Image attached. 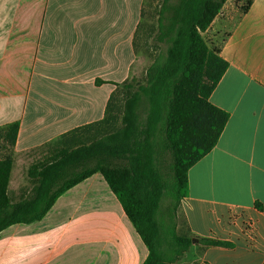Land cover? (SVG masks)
<instances>
[{
    "label": "crops",
    "instance_id": "crops-1",
    "mask_svg": "<svg viewBox=\"0 0 264 264\" xmlns=\"http://www.w3.org/2000/svg\"><path fill=\"white\" fill-rule=\"evenodd\" d=\"M144 1L0 0V134L19 122L13 148L0 137V159L14 160L11 205L34 198L29 170L56 152L48 145L103 120L132 77ZM222 11L208 31L223 33L217 45L229 66L210 101L229 120L188 172L181 212L192 246L179 264H264V0L235 21ZM148 255L100 172L41 220L0 232V264H144Z\"/></svg>",
    "mask_w": 264,
    "mask_h": 264
},
{
    "label": "trees",
    "instance_id": "trees-1",
    "mask_svg": "<svg viewBox=\"0 0 264 264\" xmlns=\"http://www.w3.org/2000/svg\"><path fill=\"white\" fill-rule=\"evenodd\" d=\"M253 1L246 0L242 14L248 12ZM226 2L180 0L170 35L164 33L161 16L159 37L166 40V54H159L149 68L146 83L126 95L120 125L116 127L111 116L116 91L103 120L63 135L57 140L61 146L56 152L30 168L29 175L36 182L35 196L30 201L11 205L7 188L14 162L12 153L0 159V232L13 224L41 220L65 191L100 172L149 250L144 264H171L165 262L158 247L155 217L166 186L156 167L155 138L163 133L172 153L170 193L179 203L188 194L190 168L216 146L229 120V113L210 101L229 64L220 56V50L210 48L202 36ZM164 9L165 4L160 14ZM143 100L145 116L140 110ZM107 123L114 127L110 133L98 139L79 136L74 141L80 132ZM18 131L19 122L2 130L0 137L5 145L13 148ZM68 138L73 141L67 143ZM109 155L115 161L109 160ZM174 242L182 253L192 246V237L174 236Z\"/></svg>",
    "mask_w": 264,
    "mask_h": 264
},
{
    "label": "rangeland",
    "instance_id": "rangeland-1",
    "mask_svg": "<svg viewBox=\"0 0 264 264\" xmlns=\"http://www.w3.org/2000/svg\"><path fill=\"white\" fill-rule=\"evenodd\" d=\"M246 0H227L225 3L223 16L229 17L235 21L242 13L241 7L245 5ZM165 4L164 11H162ZM180 6V0H168L164 3V0H145L142 10L141 22L137 28L135 36L134 47L137 55L136 62L133 68L132 77L129 81L117 90V94L113 99V107L111 108V116L114 118V125L116 127L120 125L121 111L123 108L126 95L129 92H133L139 85H143L147 80V71L153 65L159 54H166L167 44L166 40H161L159 37V23L161 16L163 18L164 33L170 35L173 32L174 15L175 10ZM223 9V8H222ZM216 28L210 29L202 33L203 38L207 42L210 48H218L217 44L221 43L223 33L216 34ZM146 101L143 100L140 106L143 116L146 111ZM111 123L97 126L89 131L80 132L75 138L82 136V138L98 139L99 137L110 133L114 127ZM82 133V134H81ZM67 143L73 141V138L66 139ZM1 144V140H0ZM74 145V144H73ZM61 146L58 141L53 144H49L48 147ZM110 156V155H109ZM109 160L115 161L114 156H110ZM107 158V157H106ZM155 158L156 167L159 169L162 180L165 182L164 194L159 200V205L156 213V222L158 227L157 239L159 252L163 256L165 262H171V264H179L181 260L189 252L190 248L186 251L179 253L180 249L174 242V236H190L186 223L184 221L181 206L184 199L179 203L170 193V186L173 184V156L165 145V137L163 133H159L155 138ZM120 162V161H117ZM123 163V162H122ZM181 264V263H180Z\"/></svg>",
    "mask_w": 264,
    "mask_h": 264
}]
</instances>
